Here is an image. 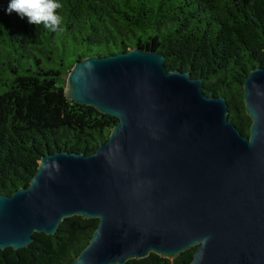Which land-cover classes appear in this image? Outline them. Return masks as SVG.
<instances>
[{
  "label": "water",
  "instance_id": "1",
  "mask_svg": "<svg viewBox=\"0 0 264 264\" xmlns=\"http://www.w3.org/2000/svg\"><path fill=\"white\" fill-rule=\"evenodd\" d=\"M164 60L133 47L75 61L65 99L118 121L92 154L45 153L28 186L0 194V250L74 215L98 225L72 264L175 259L192 247L187 264H264V67L242 86L245 135L223 96Z\"/></svg>",
  "mask_w": 264,
  "mask_h": 264
},
{
  "label": "trees",
  "instance_id": "2",
  "mask_svg": "<svg viewBox=\"0 0 264 264\" xmlns=\"http://www.w3.org/2000/svg\"><path fill=\"white\" fill-rule=\"evenodd\" d=\"M57 31L33 25L0 0V194L26 187L41 156L56 151L92 154L117 123L92 106L64 97L76 60L133 47L164 54L166 71L202 79L221 95L228 118L247 135L243 83L264 67V0H61ZM98 219L65 218L52 235L34 233L27 247L0 250V264H72ZM151 253L125 264H187Z\"/></svg>",
  "mask_w": 264,
  "mask_h": 264
},
{
  "label": "clouds",
  "instance_id": "3",
  "mask_svg": "<svg viewBox=\"0 0 264 264\" xmlns=\"http://www.w3.org/2000/svg\"><path fill=\"white\" fill-rule=\"evenodd\" d=\"M62 8L61 0H9L6 12H15L19 17L26 18L30 24H42L46 29L57 31L63 21L60 15Z\"/></svg>",
  "mask_w": 264,
  "mask_h": 264
}]
</instances>
